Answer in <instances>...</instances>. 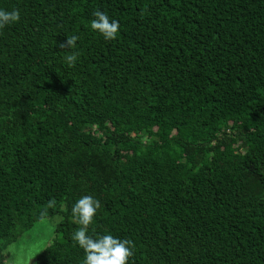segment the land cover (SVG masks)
I'll return each mask as SVG.
<instances>
[{
	"label": "trees",
	"instance_id": "obj_1",
	"mask_svg": "<svg viewBox=\"0 0 264 264\" xmlns=\"http://www.w3.org/2000/svg\"><path fill=\"white\" fill-rule=\"evenodd\" d=\"M0 9L21 14L0 29V264L51 216L31 264H84L85 195L101 203L88 235L133 241L129 264H264V0ZM96 10L116 40L91 29Z\"/></svg>",
	"mask_w": 264,
	"mask_h": 264
},
{
	"label": "clouds",
	"instance_id": "obj_2",
	"mask_svg": "<svg viewBox=\"0 0 264 264\" xmlns=\"http://www.w3.org/2000/svg\"><path fill=\"white\" fill-rule=\"evenodd\" d=\"M20 11L0 9V29L17 23L20 20ZM95 19L91 21V29L98 32L106 41L117 39L120 24L116 20H110L108 15L96 10L93 13ZM78 36H71L59 44L61 49H74ZM78 53H71L65 57L69 67H75ZM54 201L49 202L51 207ZM101 203L93 196L85 195L80 198L72 208V215L80 227L74 232L72 239L83 249L85 253L84 264H129V259L134 255L135 245L129 239H119L111 234L94 238L88 235L89 226L93 223L97 210Z\"/></svg>",
	"mask_w": 264,
	"mask_h": 264
},
{
	"label": "rangeland",
	"instance_id": "obj_3",
	"mask_svg": "<svg viewBox=\"0 0 264 264\" xmlns=\"http://www.w3.org/2000/svg\"><path fill=\"white\" fill-rule=\"evenodd\" d=\"M58 216H51L35 223L3 251V264H31L37 254L48 244Z\"/></svg>",
	"mask_w": 264,
	"mask_h": 264
}]
</instances>
